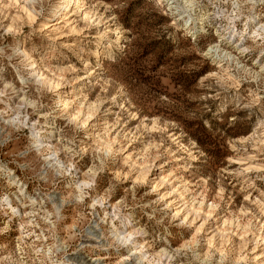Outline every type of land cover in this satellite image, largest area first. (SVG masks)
<instances>
[{
	"label": "rangeland",
	"instance_id": "obj_1",
	"mask_svg": "<svg viewBox=\"0 0 264 264\" xmlns=\"http://www.w3.org/2000/svg\"><path fill=\"white\" fill-rule=\"evenodd\" d=\"M60 2L0 0V264H264V0Z\"/></svg>",
	"mask_w": 264,
	"mask_h": 264
},
{
	"label": "bare ground",
	"instance_id": "obj_2",
	"mask_svg": "<svg viewBox=\"0 0 264 264\" xmlns=\"http://www.w3.org/2000/svg\"><path fill=\"white\" fill-rule=\"evenodd\" d=\"M191 1V0H189ZM190 4V3H189ZM71 5L80 6L81 0H61L59 4V8L66 11ZM69 6L67 9L66 7ZM184 7H187V5H183ZM190 6V5H189ZM188 11V10H187ZM181 17V16H180ZM193 19V18H192ZM195 19V18H194ZM192 21V20H191ZM192 23V22H191Z\"/></svg>",
	"mask_w": 264,
	"mask_h": 264
}]
</instances>
